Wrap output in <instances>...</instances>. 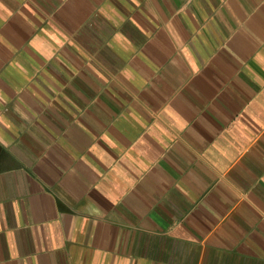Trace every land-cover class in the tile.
Returning a JSON list of instances; mask_svg holds the SVG:
<instances>
[{"label":"crops","instance_id":"0c3cea01","mask_svg":"<svg viewBox=\"0 0 264 264\" xmlns=\"http://www.w3.org/2000/svg\"><path fill=\"white\" fill-rule=\"evenodd\" d=\"M0 264H264V0H0Z\"/></svg>","mask_w":264,"mask_h":264}]
</instances>
